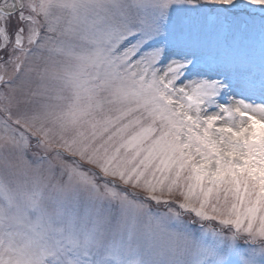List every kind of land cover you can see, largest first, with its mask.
Wrapping results in <instances>:
<instances>
[{
    "label": "snow or ice",
    "instance_id": "6c2138e0",
    "mask_svg": "<svg viewBox=\"0 0 264 264\" xmlns=\"http://www.w3.org/2000/svg\"><path fill=\"white\" fill-rule=\"evenodd\" d=\"M0 264H264V0H0Z\"/></svg>",
    "mask_w": 264,
    "mask_h": 264
}]
</instances>
